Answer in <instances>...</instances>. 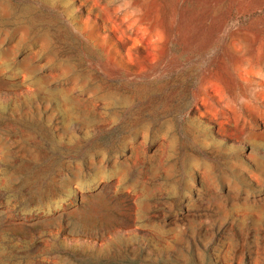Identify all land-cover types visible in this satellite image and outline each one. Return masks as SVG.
I'll return each mask as SVG.
<instances>
[{"label": "rangeland", "instance_id": "1", "mask_svg": "<svg viewBox=\"0 0 264 264\" xmlns=\"http://www.w3.org/2000/svg\"><path fill=\"white\" fill-rule=\"evenodd\" d=\"M0 264H264V0H0Z\"/></svg>", "mask_w": 264, "mask_h": 264}]
</instances>
